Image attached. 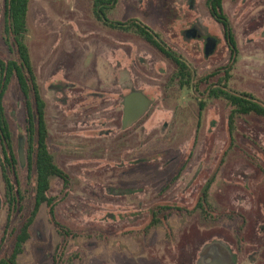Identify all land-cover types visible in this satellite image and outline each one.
Instances as JSON below:
<instances>
[{
	"label": "rangeland",
	"instance_id": "374dc122",
	"mask_svg": "<svg viewBox=\"0 0 264 264\" xmlns=\"http://www.w3.org/2000/svg\"><path fill=\"white\" fill-rule=\"evenodd\" d=\"M221 8L237 49L229 89L264 102V0H222ZM3 11L0 0V58L15 60L3 40ZM108 18L138 20L159 33L195 69L197 92L164 88L172 67L140 38L98 22L92 0H30L27 44L46 103L47 145L69 177L66 187L52 178L48 196L55 200V222L68 234L60 235L43 207L18 263L172 264L181 253L194 256L195 243L199 250L220 240L236 264H264V119L237 117L230 145V108L204 98L231 62L223 28L206 0H119ZM192 27L218 43L208 57L207 42L184 39ZM133 90L147 94L152 105L126 135L122 100ZM199 100L207 106L198 120ZM3 105L17 179L9 176L23 200L6 201L0 169V257L30 213L35 192L27 179V115L15 79ZM217 167L216 181L206 189L213 215L202 216L194 204ZM171 179L180 181L167 191ZM165 204L187 211L161 215L147 228L149 210Z\"/></svg>",
	"mask_w": 264,
	"mask_h": 264
},
{
	"label": "trees",
	"instance_id": "16d2710c",
	"mask_svg": "<svg viewBox=\"0 0 264 264\" xmlns=\"http://www.w3.org/2000/svg\"><path fill=\"white\" fill-rule=\"evenodd\" d=\"M222 0H206V6L210 16L217 20L227 33H231V26L221 8ZM119 0H92V13L95 19L113 30L129 31L140 39L145 40L158 50L165 51L158 44V35L155 34L142 22L133 20L125 24L109 22V14L115 10ZM30 0H4L3 11V40L8 48L15 50L16 59L3 61L0 58V146L3 159H0V169L2 181L5 186V194L10 203L16 204L23 200V197L17 196L14 191L11 179H7L6 167L10 169L15 167V155L12 134L6 119L3 100L5 94L13 79L16 80L19 90L24 100L26 110V130L28 136V164L27 167L35 174L34 181V202L30 213L21 223L18 232L13 238L10 250L0 257V264H19L18 259L24 252L26 243L31 239V228L34 225L41 209L46 207L51 222L61 236H67L62 227L55 222L54 208L55 200L48 196L51 187V177L56 176L65 178V174L55 164L53 155L49 152L47 141L48 131L45 122L46 103L43 99L37 77L30 57V50L27 44L28 40V13ZM178 72L183 75L187 72L182 63L178 62ZM214 98L224 99L232 106V112L228 120L229 142H233V132L237 117L244 115H256L264 118V107L258 104L252 97L246 94H229L221 89L209 91ZM4 162H6L4 164ZM220 167H218L219 171ZM64 187L68 185V179H61ZM19 194V193H18ZM203 204L208 205L204 198ZM203 205V206H204ZM10 216L6 220V228L10 226ZM158 223V221H156ZM3 241H1L2 244ZM0 244V249H1Z\"/></svg>",
	"mask_w": 264,
	"mask_h": 264
},
{
	"label": "flooded vegetation",
	"instance_id": "af4514ba",
	"mask_svg": "<svg viewBox=\"0 0 264 264\" xmlns=\"http://www.w3.org/2000/svg\"><path fill=\"white\" fill-rule=\"evenodd\" d=\"M213 20L217 24L221 25L214 18H213ZM129 21H133V20H129ZM129 21H127V22H129ZM109 22L121 23V24L127 23V22L122 23V22L111 21V20H109ZM221 27L223 28V39H224L225 43L227 44V47L230 51V61L231 62L229 65H227L228 72L225 71L226 73L224 74V76L217 79V81L215 83H211L208 85L207 89L205 90L206 96L204 98H206L205 99L206 101L207 100L208 101L222 100L223 102H225L226 105L230 108L229 114H228V120H229V116H230L232 109H233L232 106L229 104V102L227 100H224V99L214 98L213 95L211 96L209 94V91H214V90H218V89H221L222 91H225V92L232 94V95L234 93H237V92L230 90L229 86H228L229 82H230L229 71L233 68L232 64L235 61L234 58H235V53L237 50L236 45H235V39H234V35L232 33V29H231V33L229 34L224 30V27L222 25H221ZM191 29L198 30L196 27H192L189 30H191ZM189 30H187V31H189ZM117 31H120V32L125 33V34L134 35L132 32H129V31H127V32L121 31V30H117ZM153 32L158 35L159 40H157V42L161 46V48L165 51L166 54H163L162 50H158L157 48H155L153 45L149 44L145 40H142V39L141 40L144 41L152 50H154L163 59L164 63H166L167 65H170L172 67V73L169 75L168 79L166 80V84L164 85V88H166V89L168 88L167 89L168 91H170L171 89H175V88L179 89V90H194V91H196V84L198 82L196 80L197 73H196L195 69L191 66V64L187 61L186 58H184L182 55H180L179 53H177L176 51L171 49V47H169V45L164 41V39L162 38V36L159 33L155 32V31H153ZM198 34H200V38H189V37H187L188 35H186L185 36L186 38H184V39L186 41H202L204 43L207 42V41H205L207 39L204 38L205 35H202L201 33H197V35ZM136 37H138V36H136ZM215 44H218V43H215ZM178 62L182 63L183 66H185L184 68L187 69V72H184L183 75H180L178 72V68H179V65L177 64ZM206 80L207 79H205V81ZM201 82H202V79H200L199 84H201ZM132 94L141 95L146 99V104H145L144 110L140 114H138L137 116L135 114H133L132 112L131 113L129 112L130 110H134L135 104H133L132 106H128L126 104V99ZM238 94H242V93H238ZM243 94L249 95L258 104H260L262 107H264V102L258 98H255L252 94L246 93V92H243ZM206 101L199 100V105H198V111L199 112L197 113V119L198 120H199V118H201L202 113L206 109V106H207ZM151 105H152L151 98L147 94L143 93L140 90L130 91L129 94L123 98V100H122L123 119H122L121 125H122V131L126 135H129L131 131L135 130V125H137L145 117V115L147 114V112L151 108ZM173 114H175V113H173ZM249 115H251V114L244 115V116H249ZM254 116H256V115H254ZM257 117H259V116H257ZM259 118L264 119L263 117H259ZM166 125H168V124H166ZM198 125H199V121L197 122V126ZM227 128H228V121H227ZM227 132H228V129H227ZM26 133H27V130H26ZM228 137H229V134H228ZM126 138L127 137H125V139ZM27 141H28V136H27ZM28 154L29 153L27 150V164H28ZM5 163L6 162H4V164ZM5 167H6L7 179H11L9 176V171L13 172L15 178L17 179V173L15 171V167L10 169L9 168L10 165L8 166L7 163L5 164ZM184 170H185V168L179 169L178 173H183ZM218 173H219V171H218V167H217L212 172L209 179L206 180L203 188L200 189L198 196L196 198V201L194 204L195 210L196 209L199 210L200 214L202 216L213 215L210 213L211 207H210V203L208 201V195H207L206 189L210 188L214 184V182L216 181V178L218 176ZM33 174H34V172L30 171L27 167V179H36L35 174H34V177H33ZM52 178L69 179V177L66 174H65V178H59V177L53 176L50 179H52ZM83 179H86V177H84ZM179 181H180V179H173V180L171 179L168 182L167 191L168 190H174ZM13 187H14V185H13ZM14 191H15L16 195L19 192V191L15 190V187H14ZM4 196H5L6 201L9 202V200L7 199L6 194H5V186H4ZM204 198L207 199L209 206H206L203 204ZM171 211H175L176 213H181V212H184L187 210L185 209V207L178 205V204L155 205V207H152L149 210L150 222H149V225L147 228L151 229V228L155 227L158 224V223H156V221H158L159 217L161 215L166 216ZM185 249L183 250V252L185 251ZM198 249L199 250H197L196 243H195L194 250L192 252L194 254V256L190 253L187 256H185V254L181 253L180 256H178L177 258L176 257L173 258L172 264H236V261L234 258L235 256L233 255V252L220 240L205 242L202 244L201 248L198 247ZM196 250L198 251V255L196 254ZM193 258H194V260H193Z\"/></svg>",
	"mask_w": 264,
	"mask_h": 264
},
{
	"label": "water",
	"instance_id": "95a60500",
	"mask_svg": "<svg viewBox=\"0 0 264 264\" xmlns=\"http://www.w3.org/2000/svg\"><path fill=\"white\" fill-rule=\"evenodd\" d=\"M198 30L196 29H191L189 31H186L183 33L184 36L188 35L187 37L189 38H200V34L197 35ZM207 43H206V46H205V56L208 57L210 54L213 53L215 47H216V44L215 42H213L211 39L207 38ZM126 104L128 106H132L133 104H135V107H134V110H130L129 112L135 114L136 116L138 114H140L144 108H145V104H146V99L141 96V95H138V94H132L130 95L127 99H126ZM19 161H20V164L21 166L23 167L24 166V145H23V140L20 141L19 143ZM0 206H1V202H0Z\"/></svg>",
	"mask_w": 264,
	"mask_h": 264
}]
</instances>
